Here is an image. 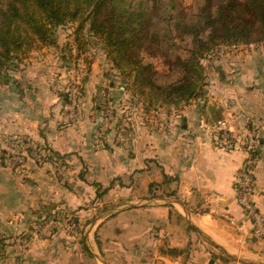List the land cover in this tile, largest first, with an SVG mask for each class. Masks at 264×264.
Listing matches in <instances>:
<instances>
[{
    "label": "rangeland",
    "instance_id": "1",
    "mask_svg": "<svg viewBox=\"0 0 264 264\" xmlns=\"http://www.w3.org/2000/svg\"><path fill=\"white\" fill-rule=\"evenodd\" d=\"M71 31L58 28V47L35 50L12 71L22 90L15 83L0 85V264H68L80 258L75 249L87 258L83 248H92V242L84 245L82 237L93 230L89 217L95 214L86 210L103 196L109 203L111 191H124L123 182L131 184V155L139 147L148 148L167 130L176 142L185 121L194 124L201 115L210 123L224 118L225 127L237 115L247 125L238 135L242 147L264 137V130L248 127L252 121L240 109L264 106V43L222 48L204 59V108L156 103L147 109L133 103L97 44L88 53L91 63L85 55L76 60L75 47L72 53L62 49L71 44ZM208 129L216 142L237 140L226 128L221 138L219 124ZM123 168L125 174L118 176ZM84 188L94 198L73 208L71 195L85 194Z\"/></svg>",
    "mask_w": 264,
    "mask_h": 264
},
{
    "label": "crops",
    "instance_id": "2",
    "mask_svg": "<svg viewBox=\"0 0 264 264\" xmlns=\"http://www.w3.org/2000/svg\"><path fill=\"white\" fill-rule=\"evenodd\" d=\"M252 108L240 107L241 115L252 121L248 127L264 130V106L250 111ZM221 121L224 118L210 123L201 115L194 124L180 125L176 142L167 130L166 135L153 137L148 148L139 147L131 155V184L123 182L124 191L121 187L111 191L114 195L109 203L103 196L95 208L86 210V214H95L89 217L93 230L82 237L84 245L92 242V248L87 244L83 248L89 257L75 249L74 255L80 258L68 264H264V241L247 235L250 223L244 222V231H240L226 218L245 219L238 186L247 152L238 143V135L247 125L237 115L225 127ZM214 124L237 136L235 148L216 142L207 130ZM255 149L253 200L264 214V137ZM125 171L123 168L118 176ZM153 183L157 185L151 190ZM85 191V197L71 195L70 206L94 198L92 190ZM200 240L209 246L201 245Z\"/></svg>",
    "mask_w": 264,
    "mask_h": 264
},
{
    "label": "trees",
    "instance_id": "3",
    "mask_svg": "<svg viewBox=\"0 0 264 264\" xmlns=\"http://www.w3.org/2000/svg\"><path fill=\"white\" fill-rule=\"evenodd\" d=\"M61 27L72 29L62 49L75 47L76 60L91 63L92 44L102 48L134 104L185 108L206 98L204 59L264 43V0H0V85L22 90L12 71L35 50L58 47ZM220 145L233 149L236 140ZM242 145L255 159L256 149Z\"/></svg>",
    "mask_w": 264,
    "mask_h": 264
},
{
    "label": "built area",
    "instance_id": "4",
    "mask_svg": "<svg viewBox=\"0 0 264 264\" xmlns=\"http://www.w3.org/2000/svg\"><path fill=\"white\" fill-rule=\"evenodd\" d=\"M217 141L219 144L223 143L221 140ZM226 144L229 146L231 143L226 142ZM247 148L250 151H254V143L249 142ZM253 163L254 161L251 157L246 159L245 166L239 178L238 202L243 209L245 219L243 222H240L230 215L226 218L231 225L237 227L240 231H244V222H249L250 227L247 231V235L251 238L264 241V214L257 209L253 200Z\"/></svg>",
    "mask_w": 264,
    "mask_h": 264
},
{
    "label": "water",
    "instance_id": "5",
    "mask_svg": "<svg viewBox=\"0 0 264 264\" xmlns=\"http://www.w3.org/2000/svg\"><path fill=\"white\" fill-rule=\"evenodd\" d=\"M209 241V240H208ZM209 243L211 245H213L214 247H217L218 249H222L219 245H216L215 243H213L212 241H209Z\"/></svg>",
    "mask_w": 264,
    "mask_h": 264
}]
</instances>
